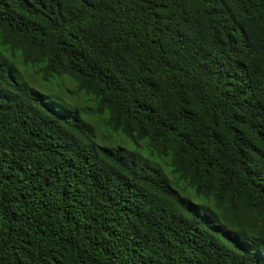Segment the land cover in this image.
<instances>
[{"label":"trees","instance_id":"obj_1","mask_svg":"<svg viewBox=\"0 0 264 264\" xmlns=\"http://www.w3.org/2000/svg\"><path fill=\"white\" fill-rule=\"evenodd\" d=\"M0 264H264V0H0Z\"/></svg>","mask_w":264,"mask_h":264},{"label":"rangeland","instance_id":"obj_2","mask_svg":"<svg viewBox=\"0 0 264 264\" xmlns=\"http://www.w3.org/2000/svg\"><path fill=\"white\" fill-rule=\"evenodd\" d=\"M28 78H29V81L36 80V76L32 72H29ZM62 82L65 83V85H63V88H61V92H60L61 94L59 98L61 96L65 97L66 98L65 100L68 101V103L74 104L75 107L78 108L83 113H85V110L91 108L92 105L86 96H84L82 93L79 95L75 94V85L71 81H69L68 79H65V81H62ZM41 88H45V86L36 87V91L42 92L43 90ZM84 116L92 122L94 129L97 132L98 139L102 140L105 143L108 142L109 136L105 137L107 135L106 130L101 127L100 123H98V121L94 122L93 120L94 117H91V115L84 114ZM110 140L113 142V144L119 143L120 146L126 150L132 149V145L130 144V142L127 139H124L120 136H115L114 138ZM138 151L140 152V150ZM152 161L155 163H159L164 168V166L159 160L152 159ZM192 195L193 193L191 191H188V197L192 198Z\"/></svg>","mask_w":264,"mask_h":264}]
</instances>
